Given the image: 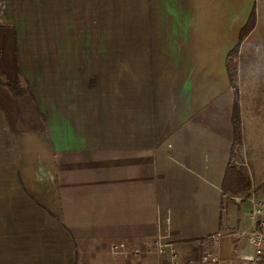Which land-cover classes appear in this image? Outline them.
<instances>
[{
	"label": "crops",
	"instance_id": "crops-1",
	"mask_svg": "<svg viewBox=\"0 0 264 264\" xmlns=\"http://www.w3.org/2000/svg\"><path fill=\"white\" fill-rule=\"evenodd\" d=\"M22 1L0 0V69L33 88L37 24L21 22ZM166 1L172 31L158 23L156 37L161 1L147 0V53L115 56L112 85L100 86L96 74L93 87L53 88L52 72L45 89L14 97L0 83V264H86L87 256L92 264H157L154 254L113 253L112 245L130 251L161 237L200 256L202 247L213 251L215 242H202L211 234L237 240L230 264L251 255H237L251 203L230 195L226 210L224 179L230 160L246 162L232 123V78L239 93H264V0ZM251 9L255 25L240 40ZM57 29L60 54L44 55L45 63L68 61L59 20ZM240 210L249 223L239 235L225 219L242 225Z\"/></svg>",
	"mask_w": 264,
	"mask_h": 264
},
{
	"label": "rangeland",
	"instance_id": "rangeland-1",
	"mask_svg": "<svg viewBox=\"0 0 264 264\" xmlns=\"http://www.w3.org/2000/svg\"><path fill=\"white\" fill-rule=\"evenodd\" d=\"M58 1L60 0H28L21 3V22L27 25L36 23L38 32L37 54L40 62L36 63L32 69L35 72L34 86L29 89L32 94L37 93L40 89H45L44 74L52 72H54L52 76L53 88H63V86L71 84L72 81H75L81 87L87 85L93 87L97 85L96 74L101 75L100 86L112 85L111 60L115 56L141 53L142 48L143 53H147L145 40L150 37V27L148 26L146 14L148 10L147 0H143L142 5H140L138 0H63V13L57 15L55 7ZM160 1V11L162 13L155 23L156 37L158 23L164 29L166 36L172 31V28L168 26L167 17L163 13L168 11L167 1ZM30 4H32L33 8L29 7ZM97 7H100L98 16L95 11ZM35 10L37 13L33 14ZM91 16L94 17L93 24L97 28L96 34L91 33V23L89 22ZM58 20L59 26L60 22L63 26V35L66 38L63 46V52L65 53L61 54L68 61L45 63L44 55L60 54L54 53L55 43L52 41V38H55L59 33L57 29ZM237 52H239L238 47L232 51V54L235 55ZM231 64L234 68V63L232 62ZM57 72L62 73L60 78H54ZM235 72V69H233V73ZM234 81H236V78H234ZM253 89L255 87L242 93H239V90L237 93L233 91L240 112V142L243 144L246 153V162L243 159L242 170L244 171V177L242 185H249L251 194L253 191L254 194L252 195L256 198H264V93L261 92L262 89L259 90L260 92L257 91L258 93H253ZM253 186H255V189H253ZM225 192L224 203L226 210L229 211V208L233 206V202L230 199L232 193L227 189ZM252 195L245 197L248 198ZM245 209L248 212L247 203ZM238 213L240 216L243 215L241 210ZM225 216L226 212L224 219ZM249 217L247 214L243 215L242 225L238 224L235 219H225V224L228 226L234 225L233 228L240 235L241 230L247 228ZM246 230L249 232L251 228L249 227ZM247 232L243 236L241 234L244 242L240 245L237 252L240 257L246 254H253L255 250L253 244L247 241L249 239L247 238L249 237ZM202 240L194 243L198 245L203 242ZM232 240L222 238L219 243L215 242L212 247L213 252L218 253L222 258L231 262L232 255H234V249L230 246V244L232 245ZM234 242L236 243L237 240ZM87 257L90 259H88L89 262L86 264L97 263L91 256Z\"/></svg>",
	"mask_w": 264,
	"mask_h": 264
},
{
	"label": "built area",
	"instance_id": "built-area-1",
	"mask_svg": "<svg viewBox=\"0 0 264 264\" xmlns=\"http://www.w3.org/2000/svg\"><path fill=\"white\" fill-rule=\"evenodd\" d=\"M230 55L229 59H235ZM230 61V63H232ZM251 203L249 212L251 231L247 232L250 242L255 247L254 253L246 255L243 264H264V198H256L254 195L248 197ZM246 233V232H244ZM223 234H211L203 243L219 242ZM113 253H124L125 255L139 256L141 254H154L157 264H230L218 253L207 247H202L200 256L186 253L179 242L164 241L161 237H153L146 240L141 247L126 250L123 242L112 245Z\"/></svg>",
	"mask_w": 264,
	"mask_h": 264
},
{
	"label": "trees",
	"instance_id": "trees-1",
	"mask_svg": "<svg viewBox=\"0 0 264 264\" xmlns=\"http://www.w3.org/2000/svg\"><path fill=\"white\" fill-rule=\"evenodd\" d=\"M255 10H252L246 24L243 26L240 34V40H242L254 27L255 25ZM234 74L233 72L231 73ZM233 81V90L238 91V86L234 81V78H232ZM0 83L5 86L8 91L12 94V96H21L24 94H30L29 91L30 87L23 86L21 83L11 81L8 79L6 74L0 69ZM237 96V95H236ZM232 123L234 132L236 134V142L240 143V127H241V121H240V112L238 108V103L236 100V97H234V103H233V110H232ZM243 163H237L235 160H230L227 170H226V176L224 179V190L231 191L232 195H241V196H250L251 195V187L249 185H242L243 184V177H244V171L242 170Z\"/></svg>",
	"mask_w": 264,
	"mask_h": 264
}]
</instances>
